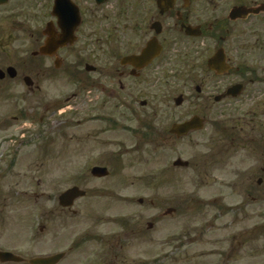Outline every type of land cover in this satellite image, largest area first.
Instances as JSON below:
<instances>
[{"label": "flooded vegetation", "instance_id": "flooded-vegetation-1", "mask_svg": "<svg viewBox=\"0 0 264 264\" xmlns=\"http://www.w3.org/2000/svg\"><path fill=\"white\" fill-rule=\"evenodd\" d=\"M24 118L38 126L45 164L69 154L60 141L71 139L79 166L98 180L129 151L152 149L162 202L148 228L174 222L137 264H264V0H0V132ZM15 156L0 158V176L11 181ZM93 167L109 174L96 177ZM99 191L72 207L58 200L41 229L51 217L101 215L102 198L115 193ZM130 219L114 220L123 235L112 240L96 225L63 251L30 246L0 264L58 253L62 260L38 264H131Z\"/></svg>", "mask_w": 264, "mask_h": 264}, {"label": "rangeland", "instance_id": "rangeland-1", "mask_svg": "<svg viewBox=\"0 0 264 264\" xmlns=\"http://www.w3.org/2000/svg\"><path fill=\"white\" fill-rule=\"evenodd\" d=\"M66 83L67 81H60L61 92L62 85ZM12 111V115L19 112L15 107ZM37 130H39L37 124L24 118L16 122L9 132H0V138L4 134L10 133L11 135V139L4 144L0 139V144H3L0 147V158L5 152L9 154L11 151L16 152L17 160L13 181H11V177L0 176V248L19 251L35 246L41 248L40 252L63 251L96 225V230L103 236V240H112L117 237V234L123 235L122 228L114 220L117 217L127 216L132 217L130 221L136 228V234L132 235L133 238L138 237L137 242L134 240L136 245L129 247L128 250V254L131 253L135 256L130 258L131 264L133 263L132 259L136 261L133 264L140 263L148 257L151 249L157 251L161 247V239L169 230L168 228L171 229L174 221H160L151 231L148 228L149 221H157L155 217L160 215L158 205L162 202L161 189H159L156 176L158 162L152 149L146 148L144 152L140 153L129 151L128 154H124L122 161H118L110 168L109 178L98 180L91 176L86 166L84 168L82 165L79 166L80 158L74 152L71 139L60 141L62 146L71 147L69 154L58 158L51 157L56 160H50L49 165L45 164V160L41 156V137L37 134ZM35 131L36 134H34ZM182 147L183 150L180 152L183 153V158H189L191 156L188 150L189 146L183 145ZM102 154L105 152H98L96 156L100 157ZM168 154L165 155L168 156ZM83 157L85 159L87 154H84ZM4 159L5 157L2 161ZM172 159L174 160V157ZM7 160L10 159L6 158L2 164L4 165ZM181 174L184 177L183 182L187 184L189 174L186 172H181ZM80 175L86 178L81 187L88 190L89 193L94 187L102 193H115L102 198L101 215L94 218L87 213L79 214L73 218L67 215L56 219L51 217V220L47 222L51 227L42 230V224L48 218L50 209H56L59 206L60 193L78 184V181L81 182ZM172 184L173 178L169 180L165 194L166 200L169 202L174 200ZM214 192L217 190H202L198 192V196L210 197ZM126 195L129 197L122 198ZM140 198H144L143 204L140 203ZM90 200V198L82 199L77 204V209L83 210L85 202L88 203ZM151 204L157 206L153 207ZM199 215L204 218L207 212ZM167 225L171 226L167 227ZM151 236L152 244H148L145 240ZM97 241L90 239L88 244L93 246ZM79 253L81 250L76 252V258L83 257H80ZM240 264H248V262L242 260Z\"/></svg>", "mask_w": 264, "mask_h": 264}, {"label": "water", "instance_id": "water-1", "mask_svg": "<svg viewBox=\"0 0 264 264\" xmlns=\"http://www.w3.org/2000/svg\"><path fill=\"white\" fill-rule=\"evenodd\" d=\"M180 162V160H179ZM93 174L95 176H99V177H103L104 175H108L109 174V170L106 167H95L92 170ZM86 191L84 190H80L78 187H71V189L67 190L66 192H64L61 196H60V202L64 205V206H72V204L75 202L74 200L81 197L82 195H85ZM62 254H57V255H53L50 258L47 259H41V260H37L35 261L36 264L44 262V263H52L55 261H59L60 259H62ZM0 259H2L3 261H8V260H13V259H18V257H16L13 253L11 252H2L0 251Z\"/></svg>", "mask_w": 264, "mask_h": 264}]
</instances>
